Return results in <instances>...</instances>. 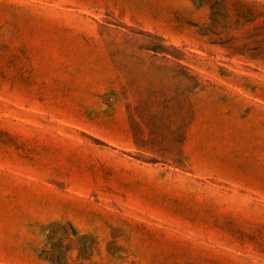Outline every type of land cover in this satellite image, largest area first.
<instances>
[{
	"label": "rangeland",
	"instance_id": "rangeland-1",
	"mask_svg": "<svg viewBox=\"0 0 264 264\" xmlns=\"http://www.w3.org/2000/svg\"><path fill=\"white\" fill-rule=\"evenodd\" d=\"M0 264H264V0H0Z\"/></svg>",
	"mask_w": 264,
	"mask_h": 264
}]
</instances>
